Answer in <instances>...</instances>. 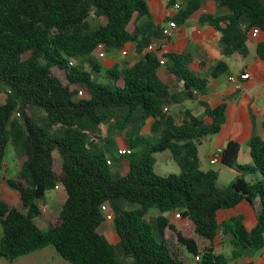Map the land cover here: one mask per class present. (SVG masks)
I'll list each match as a JSON object with an SVG mask.
<instances>
[{
	"label": "trees",
	"instance_id": "trees-1",
	"mask_svg": "<svg viewBox=\"0 0 264 264\" xmlns=\"http://www.w3.org/2000/svg\"><path fill=\"white\" fill-rule=\"evenodd\" d=\"M176 1L180 8L168 19L178 24L205 4H169ZM213 1L225 12L201 13L199 21L220 33L224 57L245 58L251 29L264 33V0ZM162 36L147 0H0V179L8 144L20 162L15 176L5 178L18 205L0 193V259L51 245L71 264H228L264 247V140L250 137L251 164L243 165L237 163L239 144L226 143L220 161L240 174L220 187L216 170L201 169L198 145L221 129L225 102L200 101L209 122L189 109L179 118L170 112L205 93L227 63L218 60L200 72L187 52L145 50ZM98 45L105 53L125 51L135 58L105 67L93 54ZM255 53L264 61V40L256 42ZM162 66L164 77L158 73ZM55 70L65 72V83ZM169 75L181 82L179 91L172 90ZM148 121L156 137L145 144L141 131ZM111 130H124L128 148L113 144ZM166 150L179 173H154L155 154ZM255 172L259 179L246 178ZM56 186L65 199L41 229L35 223L39 203ZM244 200L258 205L253 227H245L242 215L217 222L218 210ZM104 203L112 212L113 244L100 231ZM152 210L157 214L150 217ZM167 213L179 214L180 229ZM168 230L191 257L175 253ZM218 235L229 254L215 251Z\"/></svg>",
	"mask_w": 264,
	"mask_h": 264
},
{
	"label": "crops",
	"instance_id": "crops-1",
	"mask_svg": "<svg viewBox=\"0 0 264 264\" xmlns=\"http://www.w3.org/2000/svg\"><path fill=\"white\" fill-rule=\"evenodd\" d=\"M147 1L150 14L154 22L160 24L163 28L166 27L168 21H170L168 18H170L175 13V11L172 9V5L169 4L170 0ZM224 12L225 9L218 8L213 0H205V4L202 6V9L200 11L196 12L193 16L185 20L183 23H176L177 26L173 30L172 35L168 37H165L163 35L160 39H155L157 45L156 51L159 54L166 52H187L191 54V67L196 71H207L218 60L223 59L227 63L228 69L225 73L222 74L225 77L222 78L223 76H219L218 78L211 80L209 83V88L205 93L197 94L195 99L185 100L181 104L179 103L170 107V112L175 113V116L178 118L180 117L183 109H189L193 115L203 117L206 122H209V118L205 116L204 107L200 103V101H204L211 106H216L222 101L225 102V121L218 133L207 138L210 139L209 150L207 154L203 155L202 153L206 164H210L209 159L214 153L215 149L219 147L223 148L228 141H235L239 144V158L242 149L246 150L250 156L248 140L252 135H257L264 140V61L258 58L255 53L256 42L264 40V33L260 37L255 38L256 40L254 45H249V53L245 58L240 57V55L224 57L221 54L219 48L220 33L207 23H201L199 21V16L201 13ZM93 54L97 57L95 51ZM107 57L108 58L106 62L101 63L105 67H110L116 62L120 63L119 60L124 57L135 58V56H133L130 52H128L126 56L122 57L119 55L107 53ZM158 73L162 77L166 76L164 66L159 69ZM240 73H249L250 77L244 81V89L242 91H235L232 85L227 81V77L230 74L237 75ZM171 77L172 75H169L167 78L169 84L172 86V90L179 91L181 89V82L172 81ZM148 123L149 121L147 122V125ZM142 133H148L147 136L151 135L150 132H143V130L141 131V134ZM124 145H126V143ZM124 145L120 148H128L127 145ZM199 156L200 155L198 150V157ZM216 164L217 163L211 165ZM4 166L7 169L8 164L4 163ZM216 171L218 172L217 181L222 180L224 183L228 184L239 174L236 169L225 166L224 164L220 169ZM2 174L5 178H7L5 176V172H3ZM247 176L249 179L253 180L260 178V174L258 172L251 173ZM5 178L0 179V193L3 197L8 199L10 203L16 206L19 202L18 195L7 185ZM53 190L55 192V195L53 196V199L51 201H40L39 203L40 206L44 203L49 207L48 211L45 214H40L35 219V223L41 229H46L49 226V217L51 216V214L49 215L50 206L56 202V199L58 198V192L63 191V189L59 187ZM65 196L66 194L64 192L63 201L65 199ZM258 211L259 208L256 203L251 204L248 201L244 200L231 208L218 210L216 219L217 222L220 223L232 216L242 215L245 227L247 229H250L255 225L256 215ZM169 216V220L174 226L177 227V225H175L174 223V220H177L179 222V226L177 228L180 229L182 219L180 217H175V213H170L168 217ZM108 227H111V232H114L110 220H106L100 227V231L103 235L108 232ZM215 242V251L224 253V249L226 246L224 245L222 236L218 235ZM188 263L197 264L196 262L189 260ZM240 263L264 264V247L253 256H243L234 260H230L228 262V264ZM0 264L71 263L60 257L55 252L54 247L49 245L40 250L21 255L12 261L0 259Z\"/></svg>",
	"mask_w": 264,
	"mask_h": 264
},
{
	"label": "rangeland",
	"instance_id": "rangeland-1",
	"mask_svg": "<svg viewBox=\"0 0 264 264\" xmlns=\"http://www.w3.org/2000/svg\"><path fill=\"white\" fill-rule=\"evenodd\" d=\"M255 38H250L248 39V45H254L255 44ZM111 54L113 55H119V56H126V54H122L120 51H117V52H112ZM107 53L105 55V57L103 58H97V60H99L101 63H105L106 60H107ZM126 58V57H124ZM124 58H121L119 61L121 62ZM133 60H131L132 62ZM85 67L89 68V64L88 63H85ZM55 74L60 78V80L62 82H66V74L64 71L62 70H55ZM222 78H224L225 76L224 75H220ZM171 80L172 81H177L176 80V77L172 76L171 77ZM171 81V82H172ZM4 99H5V94L3 92H0V103H3L4 102ZM108 129V126L107 125H103L101 127V134L105 137L106 136V131ZM110 130V129H109ZM143 132H149V128H148V125L147 126H144L143 128ZM109 136L112 137L113 139V144L115 146H118V148L120 147H123V145L126 143V139H125V133H124V130L121 131L120 133H116L115 130H111L109 132ZM148 133H142L141 136L142 138L145 140V144H149L151 143L152 141H154L155 139H150V138H154L156 136L154 135H149L147 136ZM102 146L104 145V143H100ZM127 145V143H126ZM124 145V146H126ZM209 145H210V139H207V140H203L201 144L198 145V150H199V159H200V167L203 168V169H212V170H218L220 169L223 164L221 162H217L216 165H211V164H206L205 160H204V157L203 155L204 154H207L208 150H209ZM128 146V145H127ZM105 149V147H103ZM106 152H109L108 149L106 148L105 149ZM136 150H134L135 152ZM203 153V155H202ZM116 156H118L116 154ZM155 159H156V162L153 166V171L154 173L158 174V175H167L169 173H179L180 172V168L178 166V164L173 160L171 154L169 151H162V152H158L155 154ZM4 163L8 164V167L5 171V176L7 178H11V177H14L15 174H16V171H17V168L20 164L18 158H17V155H16V152H15V149L12 147L11 144H8L7 146V149H6V153H5V156H4ZM60 161V160H58ZM237 163L238 164H251V158L248 154V152L244 149L241 150L240 152V156L237 160ZM122 173V172H121ZM240 174V173H239ZM238 174V175H239ZM249 175V174H248ZM246 178H248V176H246ZM217 184L218 186L220 187H226L228 185V183H224L222 180H218L217 181ZM55 195V192L54 190H49L46 192L45 196H44V201H51L53 199V196ZM63 195H64V191H60L58 192V198L56 199V202L54 204H52L50 206V211H49V215L53 214H57L58 211L60 210V207H61V204L63 202ZM49 208V207H48ZM109 208V211H111L110 207L108 206ZM156 211H151L150 212V217L151 216H154L156 215ZM167 216L170 215L169 213L166 214ZM172 218V217H171ZM169 219H170V216H169ZM174 223L175 225H177V227L179 226V222L177 220H174ZM175 226V228H177ZM111 227H108L107 231L105 233V238L107 240V242L109 244H113L115 242V237H114V232L112 231L111 232ZM0 235H1V232H0ZM167 236H168V241H169V244L171 245L172 249L175 251V253L178 255V256H183L186 255V256H189L191 257L190 254H188L186 251H182V249L178 246L177 244V239H176V234L174 231L172 230H168L167 232ZM224 253L225 254H229V248L228 247H225L224 249ZM125 264H127L126 261H124Z\"/></svg>",
	"mask_w": 264,
	"mask_h": 264
},
{
	"label": "built area",
	"instance_id": "built-area-1",
	"mask_svg": "<svg viewBox=\"0 0 264 264\" xmlns=\"http://www.w3.org/2000/svg\"><path fill=\"white\" fill-rule=\"evenodd\" d=\"M180 8V4L178 2L174 3L172 5V9L174 11H177V9ZM177 24L175 21L170 20L167 23V26L163 28V35L165 37H168L172 35L173 30L176 28ZM263 34L261 30L258 28H252L250 31V35L252 38H258ZM146 51H156L157 50V45H156V40H153L145 49ZM95 52L97 54L98 58H103L105 57L106 53L103 51L101 45H98L97 48L95 49ZM122 54H125V51H122ZM161 63H163L162 60H160ZM250 77L249 73H240L237 75L230 74L227 77V81L232 85L233 89L235 91H242L244 89V81ZM79 96L83 95L82 91L78 92ZM166 110V108H165ZM222 148H216L214 153L211 155L209 162L210 164H215L221 160V155H222ZM122 153L125 152L124 150L121 151ZM128 152V151H127ZM55 188H58L56 186ZM100 210L105 216L106 220H111L112 219V212L109 211L108 205L107 204H102L100 206ZM48 211V206L45 205L44 203L40 206V214H45ZM175 217H179V214L175 213ZM195 260L198 261L199 257H195ZM240 264H245V263H240Z\"/></svg>",
	"mask_w": 264,
	"mask_h": 264
}]
</instances>
